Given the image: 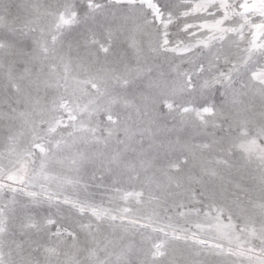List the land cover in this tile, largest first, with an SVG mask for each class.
<instances>
[{
	"label": "snow or ice",
	"instance_id": "1",
	"mask_svg": "<svg viewBox=\"0 0 264 264\" xmlns=\"http://www.w3.org/2000/svg\"><path fill=\"white\" fill-rule=\"evenodd\" d=\"M65 236L264 264V0H0V264Z\"/></svg>",
	"mask_w": 264,
	"mask_h": 264
},
{
	"label": "rangeland",
	"instance_id": "2",
	"mask_svg": "<svg viewBox=\"0 0 264 264\" xmlns=\"http://www.w3.org/2000/svg\"><path fill=\"white\" fill-rule=\"evenodd\" d=\"M10 2L14 4L15 0ZM49 247L51 251L43 252L38 264H72L73 260H79L83 256V237L79 242H74L69 236L59 239L53 237Z\"/></svg>",
	"mask_w": 264,
	"mask_h": 264
}]
</instances>
